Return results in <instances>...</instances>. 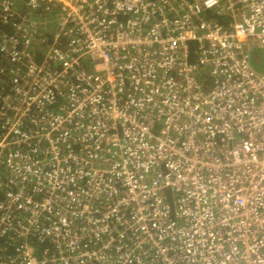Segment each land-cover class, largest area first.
I'll return each mask as SVG.
<instances>
[{
    "label": "built area",
    "instance_id": "built-area-1",
    "mask_svg": "<svg viewBox=\"0 0 264 264\" xmlns=\"http://www.w3.org/2000/svg\"><path fill=\"white\" fill-rule=\"evenodd\" d=\"M261 52L264 0H0V264H264Z\"/></svg>",
    "mask_w": 264,
    "mask_h": 264
},
{
    "label": "rangeland",
    "instance_id": "rangeland-1",
    "mask_svg": "<svg viewBox=\"0 0 264 264\" xmlns=\"http://www.w3.org/2000/svg\"><path fill=\"white\" fill-rule=\"evenodd\" d=\"M261 57H262V59H263V61H264V53H262L261 52ZM258 68H257V70L259 71V72H264V64L262 65V66H257Z\"/></svg>",
    "mask_w": 264,
    "mask_h": 264
},
{
    "label": "trees",
    "instance_id": "trees-1",
    "mask_svg": "<svg viewBox=\"0 0 264 264\" xmlns=\"http://www.w3.org/2000/svg\"><path fill=\"white\" fill-rule=\"evenodd\" d=\"M257 61V60H256ZM258 63V62H257Z\"/></svg>",
    "mask_w": 264,
    "mask_h": 264
},
{
    "label": "water",
    "instance_id": "water-1",
    "mask_svg": "<svg viewBox=\"0 0 264 264\" xmlns=\"http://www.w3.org/2000/svg\"><path fill=\"white\" fill-rule=\"evenodd\" d=\"M257 62H258V60H257Z\"/></svg>",
    "mask_w": 264,
    "mask_h": 264
}]
</instances>
